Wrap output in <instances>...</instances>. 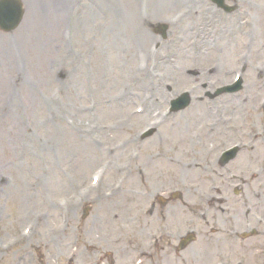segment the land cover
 I'll use <instances>...</instances> for the list:
<instances>
[{"label": "rangeland", "instance_id": "rangeland-1", "mask_svg": "<svg viewBox=\"0 0 264 264\" xmlns=\"http://www.w3.org/2000/svg\"><path fill=\"white\" fill-rule=\"evenodd\" d=\"M25 1L29 7L35 5L37 11L45 12L38 7L37 0ZM104 1L108 4L104 6L100 0L103 14H100L101 10L98 12L95 3L87 12L76 10L69 18L67 12L57 16L35 14L37 23L31 35L23 27L10 34L0 32V264H54L53 258L61 264L94 262L96 253L90 257L86 254L88 242H97L94 235L98 232L99 237H106L101 228H91L96 222L93 218L97 210L117 213H112L113 218L119 217L117 221L108 220L111 224H107V231L111 236L122 237L119 242L123 244L137 241L132 236L139 233L143 236L164 233V202L160 198L176 189L192 194L188 185L193 176L187 174L185 163L176 171L168 170L175 165L167 163L162 174L160 168L163 165L154 167L150 162L151 158L157 157L164 160L165 145L158 156L154 150L159 151L157 144L167 140L169 125L173 128L178 125L179 130L173 133L177 140L183 139L184 132L189 134L182 119L187 110L175 114L179 116L172 124L158 127L149 139L139 137L146 129L149 117L134 128V131L138 129L139 144L145 145L148 141L146 146L139 147L143 151L138 167L143 169L139 176L143 177L147 189V197L138 199V208L142 211L140 223L127 209H119L123 210L122 215L115 210L119 199L117 203L102 197V202L95 204L81 200V205L75 206L77 213H73V207L66 205L71 197L76 200L77 192L69 195L74 191L70 187L76 184L81 189H91V174L104 164L102 159L108 150L103 149L102 155L97 149L103 144L112 147L126 141L132 131L129 129L131 112L141 103L140 97L145 90L150 88L159 92L156 103L164 99L159 106L162 109L171 99L166 94L164 98V90L173 88L174 73L185 74L186 81L173 97L184 91L192 93L191 90L197 91L192 93L193 97H200L205 88L199 89V83L207 82V89L232 83V74L239 70L242 54L249 55V61L254 65L259 61L261 54L251 50V37L256 35L261 43L262 57L264 55V0H228L239 7L232 15L218 11L209 0L194 3L178 0L167 6L171 8L168 17H164L163 0L156 4L152 0H146V4L138 0L139 4L134 0ZM47 2L49 4L50 0ZM73 3L70 0L65 6H84ZM172 15L175 17L172 21L179 19L185 25L184 40L177 41V50L171 51L174 59L166 60L164 42L156 50L159 38L155 40L156 35L148 25L165 21ZM42 22L45 24L41 25ZM236 42L240 45L234 52L232 46ZM203 47L205 51L198 54ZM195 61L199 63L195 64ZM178 67L183 71L180 72ZM217 71L226 72V76L214 81ZM250 79L251 75L242 80L249 83ZM153 80L156 82L152 86L146 85ZM252 89L251 102L255 106L261 95L264 97V85L258 87L263 94ZM245 92L243 89L240 95ZM225 101L222 99L221 102L228 104ZM229 109L244 111V108L228 106L227 111ZM254 117H258L264 126V110L254 113ZM186 118L189 119V114ZM225 133L220 137L227 140V145L238 140L240 135L239 131ZM257 142L254 150L261 149L262 142ZM216 154L215 151L210 153L212 161ZM247 154L239 157L243 161L242 170L246 172L242 177L262 178L256 173L261 165L253 164ZM236 163L234 161L219 172L235 174L239 167ZM174 172L176 174L172 175ZM161 177L164 186L152 194L150 180L160 185ZM133 188L138 187L134 184ZM232 189L233 186L229 193ZM190 198L193 199V194ZM151 204L155 205L152 215H145V209ZM88 206L91 207L89 215L84 219ZM36 214L38 218L42 215L44 222L39 224ZM64 215L69 220L67 227L61 222ZM144 217H148L149 226L138 228L148 223L143 222ZM30 222L35 224L37 232L30 240H25L22 227ZM54 242H57L56 246ZM94 250L101 251L99 245ZM213 254L215 252L208 253L205 260H216L217 255ZM71 256H76L74 262H70Z\"/></svg>", "mask_w": 264, "mask_h": 264}, {"label": "bare ground", "instance_id": "bare-ground-1", "mask_svg": "<svg viewBox=\"0 0 264 264\" xmlns=\"http://www.w3.org/2000/svg\"><path fill=\"white\" fill-rule=\"evenodd\" d=\"M191 3H194V2H198L200 0H187ZM165 2H169L168 0H165ZM264 28V26H263ZM259 45H257L256 49L259 50ZM257 73L261 76L264 75V63L263 65H260L257 67ZM255 74L256 72L254 71L251 75V82L253 83V85H257L258 83V78H255ZM183 81V80H182ZM248 89H251L252 86H248L247 87ZM154 93V91H150V93L148 94V101L149 100H155L156 98H158V94ZM248 99V97H247ZM235 102H237L236 99H233L229 104L231 106H236L237 104H235ZM150 110H153L155 109V113L156 111H158V106L156 104H153L152 103V106L151 108L148 107V109L144 110V112H146V115H149L150 114ZM213 111L211 110L210 113H212ZM190 116L193 117V119L195 121H197L198 123V126L196 127V129H200V127L203 126V133L202 134H205L206 136V139H211V138H214L216 137L217 135L223 133L224 131H229L231 129H233V125L237 122V121H240L241 119H243L244 117L243 116H236L235 114L232 115V117L226 115L224 113L223 116H220L219 118H214L213 121H215L217 124L214 126V128L217 130V131H214V129L212 128L211 132L207 131V128L208 126L209 127H213V121L210 120V119H207V116L206 115H202V114H198L195 110H192L191 113H189ZM159 115H157L156 117H154V119L158 118ZM133 121L135 123H138L139 122H142L143 119L142 118H132ZM255 120V118L253 119ZM178 125H176L173 129H170L167 135V141H166V145L168 147V154L171 155L174 151L177 150V146H181L182 147V151H179V153L181 154L183 152V155L185 158H188L191 154H192V149H191V143L195 137L198 135V133H196V129H194L193 133L191 135H187V133L184 132V136H183V139H182V144H180V140H177L175 138H173V133L176 129H178ZM243 136H246V134H242ZM179 144V145H178ZM200 157H201V160H202V163L200 166H197V170L199 172H196L195 175H193L194 179L196 180L197 184L199 186H205V183L203 181L204 178H207L209 180H214V168H215V165L213 162L207 160V155H203L202 153H199ZM190 171H194L193 169H188V172ZM203 177V178H202ZM227 185V184H226ZM207 187V186H206ZM227 188H228V185H227Z\"/></svg>", "mask_w": 264, "mask_h": 264}, {"label": "flooded vegetation", "instance_id": "flooded-vegetation-1", "mask_svg": "<svg viewBox=\"0 0 264 264\" xmlns=\"http://www.w3.org/2000/svg\"><path fill=\"white\" fill-rule=\"evenodd\" d=\"M250 245V244H249ZM260 246L257 245V247L253 248V250H256L257 248H259Z\"/></svg>", "mask_w": 264, "mask_h": 264}]
</instances>
